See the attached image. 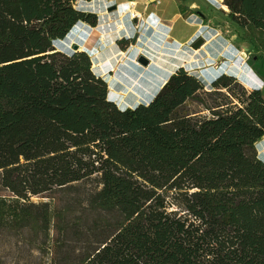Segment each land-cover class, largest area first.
I'll return each mask as SVG.
<instances>
[{
  "label": "trees",
  "instance_id": "1",
  "mask_svg": "<svg viewBox=\"0 0 264 264\" xmlns=\"http://www.w3.org/2000/svg\"><path fill=\"white\" fill-rule=\"evenodd\" d=\"M77 1L0 0V234L53 226L49 264H264L263 91L180 67L121 109L87 51L55 46L96 25ZM223 4L264 66V0Z\"/></svg>",
  "mask_w": 264,
  "mask_h": 264
},
{
  "label": "rangeland",
  "instance_id": "2",
  "mask_svg": "<svg viewBox=\"0 0 264 264\" xmlns=\"http://www.w3.org/2000/svg\"><path fill=\"white\" fill-rule=\"evenodd\" d=\"M120 1L121 0H106V8L103 10V12H106L105 29H103L100 25L101 14L99 13L91 11L92 13L97 15L96 25L85 21L88 26L90 25L93 28L96 27V30L98 31L114 30L117 28V19L121 16V13L126 11L123 18L125 20V28H127L126 30H128L129 33L125 32L123 29L124 33H122L121 37L116 40V47L120 50L125 51V57L119 55L117 57V60L114 61L112 65L103 64V71L98 73V75L105 78L107 82L109 77L111 75L113 76L114 74L112 69L115 66L119 65L121 63L119 61L122 59L126 58L124 62H127L131 61V58L137 57L138 61L148 69L152 65L151 58L139 54L137 49L135 48V44H137L138 39L141 36V31L145 29L146 23L150 19L157 18V20L163 25V27H165L168 33L170 32V29L166 24L171 22L174 26L173 35H175L179 39H185L187 35L195 29V26L191 25L185 19L186 13L184 12H181L178 18L168 19L165 16L166 19H160L151 12L150 8L148 10H145V7L147 5V3L145 2H141L136 5V3L133 2L121 4ZM184 1L188 4V2L192 0ZM198 1L201 2V8L199 9L200 13L195 10L193 11V13L195 14L188 15L187 19L192 21L193 18H197V21H201V16H197V14L203 15L205 25L203 28L196 32L192 39H190L188 42L183 43L184 50L188 53H191L194 49L192 43L197 38L203 37L206 42L208 40V37L205 33H207L208 30L213 31L216 36L211 41H209V44L201 53V58L197 59V61L194 63H189L187 62V60H184L182 61V63L185 62V65L183 67L186 68V70H188L190 73L197 76H200V73L205 71L206 68H211L212 70L217 69L220 74L223 72L235 74L248 89H251L254 86H258L264 93V66L261 62V55L263 54V52L258 46L255 45L254 36L245 30L239 29L236 26V24L231 20V17L228 15L229 9L216 5L210 0ZM220 2L223 3V0H220ZM187 4L185 8H190L187 6ZM166 5H168L167 2L160 4V6L164 7ZM113 6L116 7H114L112 10L108 8ZM170 6L168 12L169 15L174 13L172 6ZM135 12H140L141 15L134 17L133 14ZM136 35L138 38L136 39V42H133V39ZM99 38V35H91V39L94 43H96ZM94 43H92L91 45L93 46ZM72 46H74V44ZM75 51L76 50L73 47L70 50L71 53ZM243 53L245 55L244 58L242 55ZM181 55L183 56V58H190L189 54L185 52ZM142 57H145L148 60L146 64L141 60ZM206 85L210 87L211 81H206ZM110 99L116 102L118 105V102L114 97L110 96ZM256 147L258 151V157L264 160V137L256 144ZM94 186H97V183L95 182V180H91L82 185V189H91ZM83 190H80L79 193H82ZM0 193L7 194L9 192L7 190H1ZM53 195H55V197H62L64 196V193H51V197L32 196V200L35 202L49 201L51 205L50 208L54 210V205L59 201L58 199L56 200L52 198ZM82 206V202H76L75 204H72V206L66 211L73 216V214H75L76 212H81ZM56 237L57 231L53 226H51L50 230L47 232H45L44 230H40L37 227H31L26 228L20 233H1L0 262L1 264H37L38 262L43 260V264H49V262H47V259L48 257L52 256L53 238ZM60 238L64 237L61 236ZM70 242L71 244L74 243L73 241ZM79 245L80 244H77V246ZM78 251H80L79 247L76 249V252Z\"/></svg>",
  "mask_w": 264,
  "mask_h": 264
},
{
  "label": "bare ground",
  "instance_id": "3",
  "mask_svg": "<svg viewBox=\"0 0 264 264\" xmlns=\"http://www.w3.org/2000/svg\"><path fill=\"white\" fill-rule=\"evenodd\" d=\"M210 1L227 8L220 0ZM75 7L79 10L101 14L100 25L105 29L106 12H103V10L106 8V0H78ZM125 13L126 11L121 13V16L117 19V28L109 31H98L96 27L88 26L85 21H78L65 38L56 41L57 48L70 52L73 44H80L79 50H86L90 54L93 69L96 73L102 72L103 64L112 65L119 55L125 57V51L116 47V40L121 37L122 33L124 31L129 33L125 28L123 18ZM139 15V12L133 14L134 17ZM196 19L193 18L192 21L196 22L198 20ZM196 24L201 26L199 30L204 27L200 24V21ZM92 34L100 36L96 43L91 39ZM205 34L208 40L201 47L194 48L191 53H188L184 50L183 43L172 38L157 18L150 19L146 23L145 29L141 31V36L135 44V48L139 54L151 58L152 65L148 69L138 61L137 57L131 58V61L127 62H124L126 58L120 60L121 63L112 69L113 76L111 75L108 79L110 96L116 99L121 109L135 107L138 103L148 104L167 82L170 75L185 65V62L182 63V61L187 60L189 63H194L201 58V53L205 50L209 41L216 36L211 30H208ZM92 43H94L93 46ZM184 52L189 54V59L183 58L181 54ZM242 55L244 58V53ZM200 74L198 77L206 84V81L212 82L215 80L220 72L217 69L206 68Z\"/></svg>",
  "mask_w": 264,
  "mask_h": 264
},
{
  "label": "crops",
  "instance_id": "4",
  "mask_svg": "<svg viewBox=\"0 0 264 264\" xmlns=\"http://www.w3.org/2000/svg\"><path fill=\"white\" fill-rule=\"evenodd\" d=\"M128 2L136 3V5L138 3H141V2L147 3V5L145 7V10H148L150 8L151 9V12L153 14H155L160 19H164L165 16L168 19L178 18V16H180V13L181 12L186 13L185 19L191 25H194L195 26V29L192 30V32L190 34H188L185 39H179L175 35H173L174 26H173V24L171 22L168 23V24H166L169 27V29H170V32L168 34H170V36L172 38H174L175 40H177V41H179L181 43L188 42L190 39H192L193 36L196 34V32L201 27V26H199V24H196V23H198V21L197 22H192L189 19H187L188 15L195 14V13H193V11H195V10L200 13V10L199 9L201 8V2H199L198 0H192V1L188 2V4L185 3L184 0H155V1L154 0H121L120 1L121 4H126ZM164 2H167L168 5H166L165 7L164 6H160V4L161 3L163 4ZM169 4L172 6V8L174 10V13H172L171 15L168 14L169 9H170L169 8V6H170ZM186 4L190 8H185L186 7ZM185 10H187V11H185ZM197 16H201L200 17V20H201L200 21V24L201 25H205L204 24V17H203V15L197 14Z\"/></svg>",
  "mask_w": 264,
  "mask_h": 264
},
{
  "label": "water",
  "instance_id": "5",
  "mask_svg": "<svg viewBox=\"0 0 264 264\" xmlns=\"http://www.w3.org/2000/svg\"><path fill=\"white\" fill-rule=\"evenodd\" d=\"M114 7H116V6L109 7V9L112 10ZM82 11H85V10H82ZM90 12H91V11H90ZM91 13H92V12H91ZM137 38H138V37L136 36V37L133 39V42H136V39H137ZM204 42H205L204 38H203V37H200V38H197V39L192 43V46H193L194 48H199V47H201V45H202ZM55 46L57 47V44H56V43H55ZM73 48L77 51V50L80 49V46H79V44L75 43L74 46H73ZM82 51H85V50H82ZM141 60H142L145 64H146L147 61H148L145 57H142ZM250 62H252V61H250Z\"/></svg>",
  "mask_w": 264,
  "mask_h": 264
},
{
  "label": "built area",
  "instance_id": "6",
  "mask_svg": "<svg viewBox=\"0 0 264 264\" xmlns=\"http://www.w3.org/2000/svg\"><path fill=\"white\" fill-rule=\"evenodd\" d=\"M139 13H140V12H139ZM140 15H141V13H140ZM140 15H139V16H140Z\"/></svg>",
  "mask_w": 264,
  "mask_h": 264
}]
</instances>
